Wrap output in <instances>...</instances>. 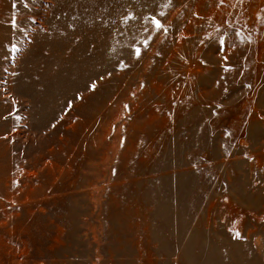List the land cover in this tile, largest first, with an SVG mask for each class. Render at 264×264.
Here are the masks:
<instances>
[{
    "label": "rangeland",
    "instance_id": "obj_1",
    "mask_svg": "<svg viewBox=\"0 0 264 264\" xmlns=\"http://www.w3.org/2000/svg\"><path fill=\"white\" fill-rule=\"evenodd\" d=\"M0 264H264V0H0Z\"/></svg>",
    "mask_w": 264,
    "mask_h": 264
},
{
    "label": "snow or ice",
    "instance_id": "obj_2",
    "mask_svg": "<svg viewBox=\"0 0 264 264\" xmlns=\"http://www.w3.org/2000/svg\"><path fill=\"white\" fill-rule=\"evenodd\" d=\"M170 2H171V0H169V3ZM221 2H222V0H221ZM153 22L156 24L157 28L161 27L159 20H156L155 18H153ZM137 54H139V50L137 51ZM92 87L94 88L95 85H92Z\"/></svg>",
    "mask_w": 264,
    "mask_h": 264
}]
</instances>
